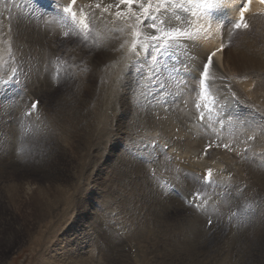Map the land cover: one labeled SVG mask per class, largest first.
Masks as SVG:
<instances>
[{
    "label": "bare ground",
    "instance_id": "1",
    "mask_svg": "<svg viewBox=\"0 0 264 264\" xmlns=\"http://www.w3.org/2000/svg\"><path fill=\"white\" fill-rule=\"evenodd\" d=\"M6 1L8 0H5V2ZM56 1L57 4H63V2L67 0ZM59 1H62V3H59ZM84 2L91 3L92 0H78L79 4ZM177 2H179V0H177ZM242 2L243 0H222L221 6L210 9L199 16H191V13L184 12L179 8L170 9L167 16L164 17L165 19L172 16V12H176L184 21L191 22V31L196 32L197 29H201V31L198 34L197 41L188 40L182 42V47L178 52H173L167 57H159L158 59L161 61L160 66L156 68L152 65L150 71L146 68V64L143 61L150 60L149 57L146 56V59H141L135 57L132 53V37L125 22L109 14H105L104 22H97L96 27L93 29V34L99 32L100 37L93 40L90 35L89 40L86 41L87 47L92 49L95 59H93L94 55H92L90 59H86L85 62L71 58L73 63V66L71 64V72L73 74L83 75L85 86L89 87V90L90 87L94 88V93L91 94L90 101H86L87 108L84 107V104H81V100L84 99H78L77 101V104L83 105L86 110L81 108V110L76 109L74 102L71 101L72 99H70V101H59L60 107L57 111V116L61 113L62 116L67 117L68 120L71 121L73 126L72 133L77 136L78 143L88 142L94 129V126H92V123H94L92 121L93 118L96 119L95 121L98 125L99 148L105 146V140H103V138L113 132L114 129L112 130V128H115L114 131L117 132L120 140L124 134H129L133 138H138V140L141 138L139 143H132L128 139L129 141H127V143H125L126 141L124 142L126 146L121 149H118L119 146H116V141L113 142V145L109 149L110 152L107 159L104 160L100 157V160H97V163L99 164V161H101L103 166V169L99 170V178L98 175H96L98 184L100 186L106 185L107 183L115 185L116 183L114 182L120 180L119 178L121 177H119L118 174L120 172L116 167L117 165H115L116 162L122 163L125 168L129 166V163L135 166L136 169L150 170L152 168V171L159 168L167 169L169 165H172V169L179 172L176 175L172 174L170 177L172 181H170L166 190H158V192H156L155 199L158 198L159 201L154 200L153 203H150L148 200H145L148 201L145 202L141 199L143 197L142 195L140 198L137 195L138 192L136 194H134V192L133 195L135 196L133 201L136 205L130 213L124 212V207L121 204L118 205V203L115 218L109 220V218L104 215V213L108 212L109 208L99 211L102 224H99L100 227L96 226V229L94 228L93 231L104 243L107 242L106 245L108 248L116 251L117 257L125 255V253H123L125 249L123 248H127L126 250L128 251L132 250V248L137 245H134V240L140 239L141 242V239L150 235L148 230L151 228L149 226L151 221L156 223L158 232H163V229L160 230L159 228V219L161 216H168L167 218L173 219L174 213L177 212L180 213V216H177V219L175 217L171 226L169 225L168 227H171V233H173L174 236H179L181 242L175 245L174 243L176 242L171 239L165 244V248L167 247L170 251H173V257L170 258L167 256L165 262H170V260H172L174 264L177 263V261L181 262L179 264H182L184 251L187 249L189 251L193 250L192 248L202 239L206 242L205 245H208L206 247L207 250H202V254L204 252H207L206 254H208V252H212V254L221 253L226 256L223 258L221 256L219 264H228L232 256L231 252L229 253L228 250H233V247H230V243L228 242L229 238L234 235L235 237L236 235L239 236V234L242 235L246 233V231H250L252 235L250 236L249 233L247 236H245L246 234L242 236L241 239L246 240L242 243V247L249 252L243 253V248L241 247L240 251H238V255L240 252L243 254L236 259H238V261L240 260V264H246L248 261L243 262V260L249 259L252 255H254L252 256L253 258H256L255 261H258V259L260 260L259 262L264 260V242L261 241V237L264 235V160H262V156H264V137L260 135V130L257 128L255 129L257 132V139L245 143V141H247V135L252 132L248 124L259 125L264 123V40H261L262 42L259 47L255 43L254 45L252 43H244L243 49L235 51L236 47L233 53L230 52L231 64L237 66L235 68L230 67L231 69L227 68L229 69L228 71L232 70L234 72V76L232 77L235 79L233 81L229 79L228 76H225L228 71L223 68H221L223 69V71H221L219 67L222 62L225 63L227 51L225 53L223 50L224 54L223 52L217 53L215 58L216 67L210 70V75L215 77L214 82L211 83L210 91L217 101L212 107V121L210 123L213 128L217 129V132H213L212 128L206 127L199 121L198 116L200 110L195 106L193 107V96L196 93L199 94L198 73L202 67V63L206 59V52L214 50L219 46L220 42L223 41L224 36L227 35L231 29V23L234 22V16L237 14L238 8ZM47 8L48 10H44L43 8L42 11L48 13V18L38 16L32 19L25 15L19 17L20 14L17 13L19 10L15 11L10 6L4 5V7H0V55H4V59L7 63L11 62L16 69L21 71L24 68L21 67L19 63V61H21V54L19 55L17 51V46L19 45L21 47L23 46V49L25 47V51L28 49H33L35 51L32 65L34 67V65L37 64L33 70L31 69L32 71L30 70L31 72L27 75L25 83H20L21 92L15 97L16 101L19 102L18 106L13 109L9 106L5 109L4 114H0V137L4 138V143L2 142L3 145L0 149L7 154L6 163L13 166L14 169L17 167V163L15 162L16 159H14V140H16V130L18 129L14 131V129L9 127L5 122H12L13 125L15 124L18 126L19 124L14 121V119H17V113L21 115V113L29 107L31 103L30 99L28 103L26 102L28 104L27 107L24 105L22 106V101L24 99V97L22 99V90H24L25 96L31 84H37L36 91L41 90L45 84L48 85L50 81V59L53 58H51V54L48 50L51 46L53 47L58 43L61 37H65L64 32H69L68 37L83 40L81 35L72 30L73 25L67 24V22H71V20L67 21V19H64L62 22V18L53 17L56 14L54 10L55 6L50 8L49 5ZM249 11H251V14L247 16H250L249 19H253L252 21L254 24L256 23L257 26L255 27L259 26V28H255V31H260V38L264 39V3L259 2V0H253L252 4L249 6ZM15 13L17 16L16 21L12 19L15 18V16L12 17ZM221 19H223L221 22H226L223 28L219 30V22ZM172 22L177 24L180 23L175 21L174 17H172ZM254 24L252 23V26ZM11 26L13 27L12 29H10ZM60 26L62 27L61 31L59 30ZM180 26L187 27L188 25L184 23ZM214 26L217 27L216 30L219 31V38L216 37V33L213 29ZM252 26L251 30L253 28ZM120 28H123L124 31H116ZM239 30L243 31V29H235L229 39H236V35H238L237 31ZM26 32L28 35L27 40L25 39ZM4 37L5 39H3ZM1 40L3 41L1 42ZM47 42L49 46L45 47ZM121 44L124 45L123 48H121ZM37 47H39L38 50ZM256 49L257 52H254ZM9 53L10 55H7ZM221 53L223 54L222 57ZM165 67H167V69H165ZM90 68L93 70L94 77L92 86L88 81L91 80L89 79ZM154 68L159 75L154 76ZM145 71L151 75V79L145 78ZM170 75L171 77H178L179 79H171ZM162 85L165 86L163 93L161 92ZM146 86H149L151 91V98L149 100H145L144 98ZM229 86L230 91L228 90ZM231 92L235 93V98L232 97L230 94ZM93 99L94 110H90L89 104ZM68 103L70 104L67 105ZM79 112L81 115L85 112L87 115L88 119L85 122V126L75 123L79 116ZM207 114L208 113L205 112L206 116ZM218 116L225 119V124L223 126L217 123ZM229 119L233 122L231 126L228 124ZM19 120L20 117H18L16 121ZM37 127H39V124ZM109 130L112 132L108 133ZM42 132L40 130V133ZM61 136H65L64 133H62ZM61 136L59 135L58 137ZM112 139H114V137ZM215 139L216 142H214L213 145L217 143L221 145L230 143L233 150L229 151L222 147L210 150L208 155L202 157L201 153L204 152L202 149L205 147V144ZM55 144L59 145L60 143L58 142ZM152 144H155V146L153 145L151 147ZM32 145H34V143ZM137 146L139 150H136ZM166 146L168 150L164 151V147ZM245 147L248 148L247 155L249 158L247 160H243L237 155V152L242 151ZM20 150H22V148ZM38 150L39 147H36L32 153L37 154ZM99 150L101 151V149ZM63 151L64 149H61L59 153L62 154ZM73 152L74 155L72 157L75 160L77 157H79L80 161L83 160L82 155L78 154V152H80L79 146L77 149H73ZM116 152L120 153V155H117ZM53 153H55V151ZM74 159H71L74 161L72 165L69 164V161H66L65 167H63L64 163L62 162L61 166H58L56 169L59 171L63 168L62 170L64 173L62 174L65 176L69 172L67 176L70 185L73 183L74 179L71 175L72 172L70 168L78 170L77 166L80 163V161L75 162ZM92 164L94 165V163ZM68 166H70V168L67 170L66 167ZM118 167L121 168L120 165H118ZM128 168L127 171L130 170ZM207 169H212V177L209 183L202 180ZM105 170H110V173L105 175ZM1 171L0 177L6 172L4 170ZM125 174H127L126 171ZM115 177L119 178L117 179ZM220 178L224 179L229 184V188L231 189L230 192H227L225 188H223V186L227 184L225 181L220 180ZM143 181L144 178L142 182ZM143 183L147 184V182ZM118 186L120 185L118 184ZM208 187H211L209 188L210 193L206 192ZM233 187H236L237 197L232 193ZM104 189L106 192V188ZM112 189H110V194ZM237 189H242V193L238 192ZM195 192L200 193V200L196 201L201 205L200 208L190 207L193 202V193ZM120 193L119 195H122ZM144 193L147 194V192ZM151 194L153 195V193ZM161 197H163L162 202H160ZM89 198H91V196ZM111 198L110 200L112 201ZM84 199L86 200V197L83 196V200H80L82 207L78 212L80 215L86 213L84 211L86 210L85 207L89 205ZM105 199L103 198V200ZM150 200L152 201V199ZM185 202H187V204ZM137 203L138 205L142 203V208L140 210L138 209L139 206L137 208ZM245 209H247L246 212ZM183 211L188 213V215H184ZM96 212H98V209ZM115 212L116 211H114V213ZM233 212L244 213V215L240 220L232 216ZM224 216L229 218L226 220ZM221 217H224V220L219 222ZM209 220H211L212 223L207 227ZM232 221L233 223L230 225ZM103 223H107L106 228H104L105 226ZM236 223H240L241 226L237 225L236 228H232ZM231 228L232 230L229 231ZM164 229L166 230V228ZM228 231L230 232L228 234L230 236L227 240ZM111 234L114 239H109L110 236L108 235ZM114 235L117 236L115 237ZM163 236L166 237V233L161 236L162 239H164ZM227 242L229 245H227ZM89 244L90 242H88L87 245ZM87 245V249L92 247V245L88 247ZM224 250H227V252L222 253ZM87 253L89 257H92V253L89 251ZM180 254L181 257H179ZM140 255V257L134 259L136 264L159 263L158 261H154V258L155 260L157 259L156 254V256L152 254L153 256L150 255L147 257L144 254ZM199 255H201V251ZM184 260L185 258L183 261ZM172 262L171 264H173Z\"/></svg>",
    "mask_w": 264,
    "mask_h": 264
},
{
    "label": "rangeland",
    "instance_id": "2",
    "mask_svg": "<svg viewBox=\"0 0 264 264\" xmlns=\"http://www.w3.org/2000/svg\"><path fill=\"white\" fill-rule=\"evenodd\" d=\"M28 1L29 0H8L5 2L4 0V1H0V7L2 8L4 7V5L10 6L15 11L19 10L17 12L18 14H20L19 17H21L22 15H25L26 17L35 19L38 16L48 18V13L42 11L43 8L44 10H48V8L43 7L45 4H47L48 6L50 5V8H53L55 6V5H52V3L50 4L46 2L42 3L40 2L41 0L40 1L33 0V2H36V4L34 6H31V4ZM55 2L57 4L56 0ZM88 4L89 2H86V3L84 2L80 5L86 6ZM13 16H15V18H12V19L16 21V17H17L16 13L13 14L12 17ZM60 18H62V22H63L64 18L63 17H60ZM252 20L249 19V21H247L248 28L246 30L237 31L238 35H236V39H232V40L229 39L232 34L230 32H228V34L224 36L223 42L226 44L224 52L226 53L227 51V56H226L227 58L225 57L226 58L225 63L222 62L219 66L221 71H223V69H226L228 71L229 69L227 68L237 67L231 64L232 60L230 58L231 57L230 54L233 53V50L236 47L237 48L235 51H238L240 49H243L244 43H247V44L252 43L253 45L255 43L258 47L261 45L260 44L262 42L261 40H264V39L260 38L261 37L259 35L260 31L258 30L255 31V28H259V26L255 27L257 25L256 23L254 24ZM252 23L254 24L253 26H252ZM67 24L72 25V22H67ZM12 26L10 27V29L13 28ZM251 26L253 27L252 30H251ZM216 28L217 27L214 26L213 29L216 33V37L219 38V31L216 30ZM59 30L60 31L62 30L61 26L59 27ZM25 36L26 38L25 37L24 38L27 40V37H28L27 32L25 33ZM3 39H5V37ZM2 41L3 40H1V42ZM48 46H49V43L47 42L45 47H48ZM38 48L39 47H37V50ZM17 51L19 55L21 54L20 55L21 61H19V63L21 64V67L24 68L21 71L16 69V67L13 66L11 62L7 63V61L4 59V55L3 56L0 55V114H4L5 109L9 106H11V109L16 108L18 106L19 102L16 101L15 97H17L18 94L21 92L20 83L21 82L23 84L25 83L27 75L37 65L35 64L34 67L32 65L34 54H35V51L33 49H30V50L28 49L25 51V47L23 49V46L21 47L18 45ZM48 51L51 54V58L53 57L52 59H50L51 60L50 61L51 63L50 64V81L48 85L45 84L41 90L36 91L37 84H31L29 85L25 96H24V90H22V99L24 97L22 101V106L24 105L25 107H27L28 106L27 103L29 99L31 103L29 104V107H27V109L21 113V115H18L17 113L16 118L18 119V117H20L19 121H16L17 119H14L15 123L17 122L19 124L18 125L19 128L15 124L13 125L12 122L11 123H8L7 121L5 122L9 127L13 128L14 131L18 129L16 130L17 131L16 132L17 134L15 136L16 140H14L15 142L14 144L15 158L14 159H16L15 162L17 163V167L16 169H14L13 166L6 163L7 154L3 150L0 149V174L2 173L1 170L6 171L0 177V264H127V263L136 264L134 262V259L136 257H140L141 256L140 254H144L146 257L152 254L153 255L156 254L157 259L155 260L154 258V261L155 262L158 261L159 263L151 262L152 264H161V263L171 264L172 260H170V262H165V261L167 260L166 259L167 256H169L170 258L173 257V251H170L169 248L167 247L165 248V244L169 242V240L172 239L173 241L176 242L174 243L176 245L178 244V242H181V240L178 235L174 236L173 233H171L172 229L171 227H168V226L169 225L171 226L175 217L177 219V216H180V213L175 212L173 219L167 218L168 216L167 217L161 216V218L159 219V224L161 226L159 225V228L160 230L163 229V232H158V229H156V223L151 221L149 224L151 228H149L148 230L150 232V235L146 238L141 239V242H140V239H136L133 241L134 245L137 244L136 245L137 249H136V246H134L132 250L130 251L126 250L127 248H123L125 249L123 250V253H125V255L121 257H117L116 251L108 248L106 245L107 242L104 243L103 240L98 238L93 230L94 228L96 229V226L100 227V225L102 224V218H100L99 211H103L109 208L108 212H106L107 214L104 213V215L107 218H109V220L112 218H115L117 214L116 209H117V203H118V205L121 204L124 207V210H125L124 212L130 213L131 210L134 209L136 205V203L134 204V201H133L134 196H135L133 195L134 192H135L134 194L138 192L137 195L140 198L143 196L141 198L142 200L144 201L148 200L150 203H153L154 200H158V198L155 199L156 192H158V190H166V188L169 186L170 181H172V179L170 178L172 174L176 175L179 172L172 169V165H169L167 169L159 168L157 170L152 171V168L150 170L136 169L135 166L129 163H128L129 168L128 167L127 168L130 170L127 171V168H125V166H123L122 163L120 164L116 162L115 165H117L116 167L118 171L120 172L118 174H119V177L121 178L119 177H115V178L117 179L119 178L120 180L124 179L126 182L124 180H121L122 182L119 180V181L114 182L116 183L115 185L107 183L106 185L100 186L97 182L98 180H97L96 175H98V178H99V175H100L99 170L103 169V166H102V162L99 161V164H98L97 160H100V157H102L104 160L107 159L108 154L110 152L109 149L113 145L114 141H116V146H119L118 149H121L122 147L124 148L126 146L124 145L125 141H126L125 143H127V141L129 140L132 143H139L141 138H139L138 140V138H133L129 134L128 135L124 134L122 136L123 139L121 138L120 140V138H118L119 136L117 135V132L114 131L115 128H112V130L114 129L113 132L111 131L112 132L111 133L109 130L108 133H111V134H108L107 136H105V138H103V140H105L104 141L105 146H103V148H99L98 144L100 140L98 138V133H97L98 125H97V122L95 121L96 119L93 118L92 121L94 123H92V126H94V129H93L92 135L88 139V142L86 141L85 143H81V142L78 143L77 136L74 133H72L73 126H72L71 121L68 120L67 117L62 116L61 113L59 114V116H57V111L60 107V104H59L60 100L70 101V99H72L71 101L74 102L76 109L81 108V109L86 110L85 109L87 108L86 101L87 102L90 101L91 94L94 93V88L90 87V90H89V87L85 86L84 77H82L83 75L73 74L71 72V68L73 66L71 58H74L77 61L85 62L86 59L88 58L90 59V57L94 54L92 53V49L87 47V44L85 41L80 40L79 38H71V37H61L60 41L56 43L53 47L51 46ZM254 52H257V49L254 50ZM223 54L221 53V57ZM7 55H10V53ZM93 59H95V55ZM141 59H146V55L144 56V54L142 53ZM143 61L146 64V68L150 71L152 67L151 61L150 60L148 61L143 60ZM9 68H11L10 72L13 73L14 75L12 80L10 77L6 75ZM90 70L91 71L89 74L90 76L89 79L91 80H88V81L90 85L92 86L94 83V80H93L94 77H93L92 68H90ZM228 73H226L225 76H228V78L233 81L235 79L234 77H232L234 76L233 75L234 72L231 70V71H228ZM144 75L146 79H151V75L148 72L145 71ZM145 91H146V94L144 98L145 100H149L151 98V91L149 89V86L145 87ZM78 99H84V100H81L82 101L81 104H84L85 108L83 107V105L77 104ZM33 101H38V105L36 109L30 108ZM93 103H94V99L89 104L90 110L91 109L94 110ZM69 104L70 103H68L67 105ZM28 112H31L32 114L30 116L26 115V113ZM87 119L88 118L85 112L83 115H81V113L79 112V116L77 117L75 123H78L81 126H85V122ZM38 124H39V127H37ZM40 130L41 132L42 131L44 132L40 133ZM47 132H48V136H47ZM54 132H55V135H54ZM62 133H64L65 136H61ZM59 135L62 138L58 137ZM0 136H1V133H0ZM113 137L114 139H112ZM32 141L34 145H32L33 144ZM2 142L4 143V138L0 139V147L3 145ZM58 142L60 144L56 145L55 143H58ZM107 142H108V145H107ZM153 145L155 146V144H152L151 147ZM78 146L80 148V152H78V154L82 155L83 157L82 161H80L79 157H77L76 160L72 157L74 155L73 149L75 148L77 149ZM36 147L37 148L39 147L38 153L37 154L32 153V151ZM21 148L22 150H20ZM61 149H64L62 154L59 153ZM99 149H101V151ZM136 150H139L138 146L136 147ZM167 150H168L167 146L164 147V151H167ZM54 151L55 153H53ZM116 153L117 155H120V153L118 152ZM62 155L64 156L65 159L63 158ZM71 159H74L75 162L80 161V163L77 166L78 170L74 168H70V166L66 167L67 170L70 168V171L72 172L71 175L74 178L73 179L74 184L72 183L70 185V183L68 182V176H67L69 175V172L65 176L62 174L64 173L62 170L63 168H61L59 171H57L56 169L58 166H61L62 162L64 163L63 167H65L66 161H69V164L72 165L74 161ZM92 163H94V165ZM118 165H120L121 168H119ZM123 169L127 172V174H125V171ZM107 171L105 170V173H104L105 175L110 173V170L108 172ZM155 171H158V172H155ZM143 178H144L143 182H147V184L142 182ZM88 180H90L92 183ZM220 180L225 181L222 178H220ZM129 181L131 182V184ZM118 184L120 186H118ZM226 184L227 185H224L223 188H225L227 192H230L231 189L229 188V184L227 182ZM103 187L106 188V192ZM209 188L211 187H208L206 192H209ZM110 189H112L111 194H110ZM135 190H139V191H135ZM129 191L131 194L129 193ZM143 191L147 192V194L144 193ZM211 192H212V189H211ZM119 193L122 195H119ZM151 193H153V195ZM232 193H234L235 196L237 197L236 187H233ZM83 196L86 197V200L85 199L84 200L90 205V207L91 206L92 207L90 208L89 205L86 206L85 207L86 210H84L86 213L83 215H80L78 214V212L80 209H82L80 200H83ZM90 196L91 198H89ZM105 197L107 200L105 199ZM103 198L105 200H103ZM110 198L112 199V201L110 200ZM150 199H152V201ZM148 201H145V202H148ZM162 201H163V197L160 198V202ZM122 203H125V204H122ZM141 204L142 203H139L138 205L137 203V208L139 206L138 208L139 210L142 208ZM96 208L98 209V212H96L97 211ZM83 209H84V206H83ZM114 211L116 212L114 213ZM183 214L188 215V213L184 211H183ZM224 217H221L219 222L223 221ZM225 218L227 220L229 217H225ZM232 223L233 221L230 222V225ZM103 225L105 226L104 228L107 227V223H103ZM237 225L241 226L240 223H236L235 226H233L232 228H236ZM164 228H166V230ZM232 228L229 231H231ZM229 231L227 233V238H226L227 240L230 236L228 235L230 233ZM165 233H166V237L165 236L163 237L164 239L165 238L166 239L164 240L162 239L161 236ZM249 233L250 231H246V233H243L242 235L239 234V236L236 235V237L234 235L233 237L229 238L228 242L230 243V247H233V250L229 251L227 249L228 252L229 253L231 252V255H232L231 259H229L228 264H240V260L238 261V259L236 258L241 256L243 253L249 252L244 247H242L243 246L242 243H244L246 240L241 239L242 236H244L245 234H246L245 236H247V234ZM251 235L252 234L250 233V236ZM108 236H110L109 239H114L112 234ZM114 236L116 237L117 235H114ZM262 237H261V241L264 242V235ZM87 241L90 242L89 245H87L88 244ZM200 241L197 242V245H195V247L192 248L193 250L189 251L187 249L186 251H184L183 256H182V264H219V262L221 261L220 259L221 256L222 258L226 256L221 253L212 254V252L211 253L208 252L209 256L208 254H206L207 252H204L205 255L204 253L202 254L204 250H207L206 247L208 245L207 244L205 245L206 242L203 241L202 239ZM229 243L227 245H229ZM86 245L87 247L92 245V247L87 249ZM241 247L243 248V253L240 252V254L238 255V251H240ZM227 250H224L222 253L227 252ZM88 251L92 253L91 254L92 257L88 256V253H87ZM131 251H132V255H131ZM200 251H201V255H199ZM252 256L247 260L242 259L243 262L248 261L246 264H261V263L264 264L263 263L264 260H262L261 262H259L260 261L259 259L258 261H255L256 258H253ZM179 257H181V254ZM184 258L185 260L183 261ZM129 260H132V261H129ZM179 263L181 262L177 261V263L175 264H179Z\"/></svg>",
    "mask_w": 264,
    "mask_h": 264
},
{
    "label": "snow or ice",
    "instance_id": "3",
    "mask_svg": "<svg viewBox=\"0 0 264 264\" xmlns=\"http://www.w3.org/2000/svg\"><path fill=\"white\" fill-rule=\"evenodd\" d=\"M253 0H243L242 4L238 8V19L231 23L232 29H247L248 24L245 21V14L249 11V6ZM264 3V0H260ZM222 0H92L86 6H81L78 0H70L67 6L63 7L62 11L66 14V18H70L73 29L79 35L82 36L83 41H88L90 35L93 40L100 37L99 32L93 34V29L96 27L97 22L103 23L105 14L114 16L119 20L125 22L126 27L131 33V51L137 58H141L142 53L149 57L152 65L158 68L161 64L159 57H167L173 52H178L182 47V42L192 40L197 41L198 34L201 29H197L196 32L191 31V22L184 21L180 15L176 12H172V16L167 19V13L172 8L182 9L184 12L191 13L192 16H199L202 13L221 6ZM75 9V10H74ZM172 17L179 24L172 22ZM187 23V27H181V24ZM116 31L123 32L124 29L120 28ZM64 36L68 37L69 32H64ZM124 45L121 44V48ZM226 44L221 41L219 46L214 50L206 52V59L202 63V67L198 73L199 81V101L196 104V108L199 111V121L206 127L212 128L213 132H217V129L212 127L210 123L212 121V107L216 104V98L210 91L211 83L214 82L215 77L210 75V70L216 67V56L218 52H223ZM15 71V70H13ZM175 71V70H174ZM154 76L159 75L158 72L153 69ZM171 79L178 80V77H171ZM6 83V82H5ZM164 85L161 86V92L164 91ZM195 90V89H194ZM230 91V86L228 88ZM235 98V93H230ZM38 102H32L31 109H36ZM207 112V116L205 115ZM31 112L26 115H31ZM217 123L221 126L225 124V119L222 117L217 118ZM232 120H228L229 126L232 125ZM248 127L252 129L251 134L247 135V142H252L257 139V132L255 129L260 130V135L264 137V123L259 125L248 124ZM213 146L219 148L223 147L226 150H233L230 143L215 144L211 141L205 144L204 154L208 155L209 150ZM248 148L245 147L242 151L237 152V155L243 160H247ZM264 160V156H262ZM212 177V169H207L204 175L205 180H209ZM242 193V189H237ZM200 200V193H193V202L190 207L200 208V204L196 201ZM247 209H245V212ZM244 213L233 212L232 216L237 219L242 218ZM212 221L209 220L211 225Z\"/></svg>",
    "mask_w": 264,
    "mask_h": 264
}]
</instances>
